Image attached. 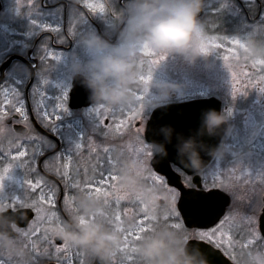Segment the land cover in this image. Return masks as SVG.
Instances as JSON below:
<instances>
[{
	"label": "clouds",
	"instance_id": "clouds-1",
	"mask_svg": "<svg viewBox=\"0 0 264 264\" xmlns=\"http://www.w3.org/2000/svg\"><path fill=\"white\" fill-rule=\"evenodd\" d=\"M205 0H131L127 9L126 28L123 42L114 46L94 32L80 38L79 44L90 57L83 61L80 56L72 58L73 77L80 78L90 92V100L95 105L114 109L131 108L136 100L135 89L142 74V48L147 47L159 56L181 57L195 63L207 58L209 50L205 25L199 19ZM247 53L253 60H264V29H256L247 39ZM205 49L208 54H205ZM155 89L161 101H169L178 86L151 81L143 101L144 109H155L162 104L153 102L150 90ZM228 116L215 111L202 116L198 136H214L228 124ZM166 143L153 142L152 151L162 159H167V144L173 142L175 129L171 125L160 129ZM229 126L218 146L210 151L217 160L229 155L237 156L229 137L233 135ZM30 130L14 131L0 121V138L15 142L26 138ZM176 154L179 163L191 173L202 175L205 164L201 151L206 146L197 137L185 139L178 136ZM133 165L126 164L120 171L123 187L134 193H142L147 206L156 207L159 202L171 207L178 196L162 187L147 186L140 175L134 174ZM79 215L56 225L51 236L74 249L90 254L96 264H115V259L124 244L120 232L111 229L103 219H87L98 215L101 203L91 196L75 198ZM81 217L87 222L81 223ZM196 237L168 227H160L147 235L137 245L141 264H211L209 257L199 247L191 246ZM0 253L7 254L20 264H35L21 239L19 226L10 210L0 203ZM245 264H264V250L253 251Z\"/></svg>",
	"mask_w": 264,
	"mask_h": 264
},
{
	"label": "rangeland",
	"instance_id": "rangeland-1",
	"mask_svg": "<svg viewBox=\"0 0 264 264\" xmlns=\"http://www.w3.org/2000/svg\"><path fill=\"white\" fill-rule=\"evenodd\" d=\"M105 1L106 0H87V3L100 5ZM246 1L251 2V13L253 15L256 14L257 5L255 4V0ZM204 10L206 12V17L204 18L202 23L205 25L207 38H218L215 40L207 39L209 56L207 58H202L195 63H190L181 57H168L158 66H151V70L153 71L152 81L178 86V89L172 94V97L169 101H161L159 96L156 94L155 89L150 90V95L154 103L162 105L167 102L184 101L203 96L218 97L222 99L225 106L228 107V110L224 115L228 116V121H230L231 124L230 126L234 130L233 135L229 137V143L233 146L234 151H240V149L250 146H257L260 148V150L264 151V92H261L259 90V88L264 87V80L260 79L261 77H264V65H257L255 68H253L252 62L254 60L248 55L247 52L238 49L236 45L228 44V40L232 39H239L242 42H246V39L256 29H264V12L261 16V21L254 25L249 23L248 21L247 23L244 22V17L242 16L243 23L246 25H241L240 21H238V23H235L233 20L237 19V17H240L242 15V12L232 0H205ZM8 14L9 10H6L5 16ZM225 16L229 18L228 22L231 24L229 27L224 26L223 22L225 20ZM234 31L237 32L235 35L223 34L225 32ZM122 42L123 40L114 43L113 45L120 46ZM215 43H220L222 47H214ZM229 48H231L233 51L229 52ZM48 53H56L59 59L53 61L45 56L46 59L44 60V67L39 72L36 78L35 86L30 92V104L32 111L33 90L37 87H41L44 89L46 95L49 98L50 106H54V103L52 102H54L57 97H60L66 93L68 96V111L66 114H61V119L57 122L56 128L54 129V131L59 133L61 135V138H63L65 141V149L61 153L70 155L72 149L75 147V144L80 141L81 137L89 136L85 139L84 147L78 154L73 156V165H76L77 163H79L81 167L90 165L94 162V157L97 154L102 155L100 149L102 147H108L112 160L119 162L118 174L120 175L121 169L126 164L133 165V153L138 147L134 128H144L145 124L142 125L139 120H136L133 122V125L122 135L115 134L114 132L110 133L107 137L100 136L98 134L93 135V129L95 127V117L92 114V110L97 105L94 104L83 111H72L68 106L69 92L72 89L73 78V74L71 72L72 58L74 56H80L83 61H87L88 59H90V57L86 55L79 43H77L76 47L71 52H55L49 50ZM225 55L229 56V60L225 61L223 59V56ZM142 57V73L146 75L147 70L150 66L151 58L144 57L143 55ZM229 65H231V67H229ZM233 72L236 73V84L238 89L235 97L233 95L231 83ZM43 78H47V80L49 81L47 86L43 85ZM28 80V74H25L21 71H16L8 75L7 84L1 87L15 89L17 92H19L20 96L24 99L25 109L27 112L28 107L26 105L24 92ZM144 87L145 86L139 82L138 86L135 89L136 94L141 93ZM241 93L243 94L241 95ZM35 99H39V96H37ZM0 100H3L2 96H0ZM138 103L139 101H137L133 107H135ZM4 110L9 112V115L6 119H8L13 114H16L14 112H11L10 107L7 105H5ZM152 110L153 109L151 108L145 110V123ZM49 111H51V109H49ZM33 113L36 115L35 111H33ZM117 115L120 118H123L122 114L117 113ZM6 119L3 120L4 123ZM105 123L111 125L113 121L109 119ZM8 128L11 129L9 126ZM140 136L143 142L145 144H148L143 139V132L140 133ZM27 137L19 140H22L23 143L28 144L29 141L27 140ZM4 142L7 143V141L5 140ZM47 142L48 140L46 139H44V141H41L43 153H45L46 149H49L47 146ZM89 142L92 145L98 146L96 152L89 153ZM32 150V148L29 149V154ZM15 154L16 150L13 149V155ZM130 155L133 158H129ZM41 156L42 155L36 156L35 164L33 165L35 171L29 173L28 178L32 180L40 179L44 185L54 186L58 190L55 209L60 216L58 203L60 198L59 187L56 184L47 181L45 178L38 174V160ZM59 156H61V154ZM3 163V159L0 158V164ZM64 163L65 161L63 158L59 160H47L48 167L46 170L52 172L61 179L60 175L56 173L55 169L57 167L62 169ZM101 166H103V164ZM221 166L222 165L220 160H217V162L212 167H210L207 172H205L204 177L208 185L231 190L233 204L236 207L246 209H253L255 205H258L259 207L261 205L260 202H258L256 199H253V197H249L250 195L255 194L256 190L263 189L261 183H256L260 182L254 175L256 174V170H252V168L249 167L246 168L245 165L242 166V162H240L238 165H231L228 168V171L230 173L224 174L225 171L224 169L222 170ZM144 170L147 175L149 171L148 166H146ZM24 179V170L16 168L11 173L10 178L5 180L4 182L3 189L2 191H0V201H11L17 197L23 199L26 190ZM145 182L153 185L150 180L145 179ZM62 183L65 191L64 197L67 195L71 200L72 206L77 207L75 198L78 196H83V194L76 192L73 189H65L63 180ZM120 184L122 185V181H120ZM234 184H237V186H234ZM126 203L127 201H122L121 207L123 208ZM144 203L146 204L145 197ZM153 208H155L154 213ZM167 208H169V206H167L166 204L163 206L158 204V206L156 207L148 206V213L154 214L157 217L158 227H165L163 216ZM66 212L68 213V211ZM239 216V220L232 224L230 220H225L223 222V231L226 228L230 230V225L234 226L235 228H238V225L239 227H241V224L244 225V223H242L241 221V217L243 216ZM137 219L138 217L135 214V210H132V212L125 220L124 227H134V221ZM54 226L55 225H53V227ZM48 235L53 241V244L51 246L45 244L42 239H40L42 236V231L38 232L36 236L33 237V240L37 241L38 254L34 253L30 247L26 248L30 256L34 259L35 264H44L48 261L60 262L61 256H63V253L66 252V250L64 251L63 247L60 246L57 239L51 236V231H49ZM58 247L62 249L60 252L56 251V248ZM79 252L86 251L74 249L68 245L67 253H69V257H67L65 264H69V261H71L72 263L76 260H79L81 263V261L85 262L89 260L90 254L86 252L87 256H81L78 255ZM12 264H20V262L12 257ZM115 264H137V262L135 258L125 260L122 254L119 253L115 259ZM243 264H245V262H243Z\"/></svg>",
	"mask_w": 264,
	"mask_h": 264
},
{
	"label": "snow or ice",
	"instance_id": "snow-or-ice-1",
	"mask_svg": "<svg viewBox=\"0 0 264 264\" xmlns=\"http://www.w3.org/2000/svg\"><path fill=\"white\" fill-rule=\"evenodd\" d=\"M85 7L93 12L98 11L99 13H105V6L103 4L95 5L86 2ZM43 27L47 31H58L57 29L49 28L46 25ZM207 39L215 40L218 38L208 37ZM228 44L236 45L238 49L247 52L246 43L239 39L228 40ZM214 47L221 48L222 45L220 43H215ZM228 51L231 52L233 50L229 48ZM141 54L144 57L151 58V60L147 74L145 75L142 73L139 77V82L145 86L141 93L136 94V100L139 101V103L135 107L127 109H114L104 105H97L92 110V114L95 117L93 135L98 134L107 137L113 132L122 135L136 120H139L142 125L145 124V109L143 101L147 87L151 83L153 77L151 66H158L162 61L167 59V57L157 55L151 51L147 45L142 48ZM205 54H208L207 49H205ZM47 58L53 61L59 59L56 53H47ZM223 59L227 61L229 60V56L225 55L223 56ZM257 65H264V60H254L252 62L253 68ZM229 67H231V65H229ZM260 79L264 80V77H261ZM236 80V73L233 72L231 83L234 97L238 90ZM42 81L44 86H47L49 83L47 78H43ZM259 90L264 92V87L259 88ZM242 94L243 93H241V95ZM0 96L3 97V100H0V121L5 120L9 115V112L4 110L5 105H7L10 107L11 112L19 115L20 120L18 122L27 126L28 112L25 109L24 99L20 96V93L15 89L0 88ZM37 96H39V99H35ZM67 100L68 96L65 93L52 102L54 103V106H50L49 98L43 88L37 87L33 90V111H35L36 117L43 127L48 128L49 130H54L56 128L57 122L61 119V114H66L68 111ZM49 109H51V111H49ZM117 113L122 114L123 118H120ZM109 119L113 121L111 125L105 123ZM134 131L136 133L138 147L133 153L134 159L132 170L136 175L141 176L148 164L147 158H151L154 153L151 145L145 144L140 136V133L144 131V128L135 127ZM157 131L158 129L156 130V133ZM86 137L89 136L81 137L80 141L75 144L70 155H65L63 153H61V156L53 155L51 158L52 160L63 158L65 161L63 168L61 169L57 167L55 171L64 181L65 189H73L85 196H91L102 204L98 215L87 219H103L111 229L120 232L124 241V244L120 248V253L123 258L125 260L135 258L137 264H140L137 245L147 235H150L157 230V217L154 214L148 213V206L144 203V195L142 193L129 192L120 184L121 177L118 174L119 162L112 160L108 147H102L100 149L102 155L97 154L94 157V162L90 165L84 167H81L79 163L73 165V156L78 154L84 147ZM44 139L45 138L39 134H34L27 137L29 143L25 144L19 139L15 142L7 141V143H5L4 140L0 138V158L4 161L3 164H0V191L3 189L5 180L10 178L11 173L16 168L24 170V183L26 185L23 199L17 197L11 201H0V203H3L11 213H15L18 208H29L34 211L35 218L31 221V224L26 229L19 227L24 247H30L34 253H37V241L33 240V237H35L38 232L42 231L40 239H42L45 244L51 246L53 241L48 235L49 231H52L56 225L64 222L55 209L58 190L54 186L44 185L40 179L32 180L28 178V174L35 171L33 165L35 164L36 156L43 154L41 141H44ZM47 146L49 149H54L55 147L51 141L47 142ZM97 147L98 146L92 145L89 142V153L96 152ZM30 148L33 150L29 154ZM13 149L16 150L15 155H13ZM102 164L103 166H101ZM47 167L48 164L46 162L45 168L47 169ZM144 179L150 180L153 186L162 187L166 191L173 192L179 196L178 192H175L168 186L171 177H169V180H166L163 175H159L149 169L148 174L144 176ZM189 195L194 198L199 196V194L195 192H192ZM122 201H127L123 208L121 207ZM175 205L176 202L166 209L163 220L165 221V227L181 230L183 224L179 220L180 212L176 210ZM63 206L65 210L68 211L70 218L79 215L78 207L72 206L71 200L67 195L63 198ZM133 208H135V214L138 219L134 221V227L125 228V220L132 212ZM154 212L155 208H153V213ZM87 219L81 217V223L87 222ZM229 219H231V217L225 218V220ZM241 221L245 225H254L257 223L254 216L248 215L241 217ZM53 225L55 226L53 227ZM247 237L246 241L240 244L241 248H250L262 239L259 231L255 228H249ZM196 238L209 243L214 242V246L217 248L227 245L228 249H232L235 246L234 238L223 231V224L210 231L197 232ZM62 247L63 250H67L68 245L64 243ZM61 250L62 249L59 247L56 248L57 252H60ZM255 251L260 250L256 249ZM251 252L253 251H249L247 256L250 255ZM78 255L87 256V253L79 252ZM232 258L235 259V256L233 255ZM0 264H12V257L0 253ZM69 264H71V261H69ZM81 264H83V261H81Z\"/></svg>",
	"mask_w": 264,
	"mask_h": 264
},
{
	"label": "flooded vegetation",
	"instance_id": "flooded-vegetation-1",
	"mask_svg": "<svg viewBox=\"0 0 264 264\" xmlns=\"http://www.w3.org/2000/svg\"><path fill=\"white\" fill-rule=\"evenodd\" d=\"M232 1L240 8L242 12V15L240 17H237V19H233L235 23H238V21H240L241 25H246L243 23L244 19V22L247 23L248 21L249 23L254 25L261 21V16L264 12V0H255V4L257 5V12L254 15L251 13V2L246 0ZM86 2L87 0H0V77L2 74L1 68L3 67V65L11 57H19L14 59L4 70V77L3 80L0 82V88L3 85L7 84L8 75L13 72L21 71L25 74H28L29 76V80L26 84L24 92L25 101L29 112L27 126L18 122L20 120L18 114H13L12 116H10L8 119H6L5 123L11 128V130L14 131H16L14 129L15 126H21L23 128L19 131L30 130L29 136L39 134L46 140L51 141L52 144L55 146L54 149H46L45 153H43L42 156L39 158L38 174L45 178L47 181H50L59 187V213L60 217L64 221H67L68 219H70V217L62 206V200L65 194L63 183L62 180L58 178L55 174L46 170L45 163L47 162V160H50L53 155L59 156L61 152H63V150L65 149V141L63 138H61V135L59 133L55 132L54 130H49L48 128H45L41 125L40 121L37 119L36 115L31 109L30 92L35 86L36 78L39 72L44 67V60L46 59L45 56H47L49 50L55 52H71L76 47L77 43H79L80 38L89 32L96 33L112 45L123 40V33L125 31L127 21V9L131 3V0H106L105 2H103V5L105 6V13L91 11L89 8L85 7ZM6 10H9V14L5 16ZM242 16L244 17L243 19ZM205 17L206 12L203 8V11L200 13L199 17L201 22L204 20ZM228 21L229 18L225 16V20L223 22L225 27H228V24L231 25ZM45 25L49 28L57 29L58 31H47L43 27ZM236 33L237 32L234 31L225 32L223 34L235 35ZM32 72L35 73V79L31 87L28 88L31 82ZM222 102L224 103V101ZM168 103L171 102H167L165 104ZM85 109L87 108L70 110L83 111ZM227 110L228 108L226 107L223 114H225ZM36 124L40 126L43 130H45L48 135L39 132L36 127ZM230 125V121H228V127ZM235 152L239 154L238 157L229 155L225 159L220 160L222 170L224 169V174H228L230 173L228 171V168L233 164L238 165L240 162H242V166L245 165L246 168L249 167L252 168V170H256V174L254 175L256 179L260 181L256 183H261L263 189L256 190L255 194H252L249 197H253V199H256L258 202H260L261 205L259 207L258 205H255L253 209L236 207L233 204L231 190L208 185L204 175L205 172H207V170L217 162V159L213 158L210 164L205 167L204 173L200 175L203 190L221 189L230 197L229 206L227 207L225 214L222 216V218L217 224L203 229L186 227L180 214L179 220L182 222L183 228L178 231H182L187 234H190L191 236L196 237L197 232L210 231L213 228H218L221 224H223L226 217H231V219L229 220L232 224L239 220V215L254 216L257 221V223L254 225L241 224V227H239L238 225V228H235L234 226L230 225V230H228L227 228L224 230L226 234H229L234 238L235 246L232 249H228L227 245L217 248L214 246V242L209 243L207 241L199 240L198 238L191 240L208 243L212 245L215 249L219 250L233 264H243V262H245L247 259V253L249 251H255L256 249H259L260 251L264 250V236L259 226L260 217L264 211V151L260 150V148L257 146H250L247 148L240 149V151L236 150ZM155 155L156 154L154 153L151 158H147V166L153 172L155 171L152 169L151 160ZM130 157L132 156L130 155L129 158ZM172 168L175 172L181 175V179L187 188L194 187V176H189L185 174L180 168L175 165H172ZM145 175L146 173L144 170L143 175H141L143 179ZM144 183L149 187L153 186L149 183H146L145 179ZM234 186H237V184H234ZM125 189L129 192H132L127 188ZM172 189L175 192L179 193L177 189ZM179 197L180 193L175 205L176 210L178 212L179 210L177 208V202ZM159 204L162 206L165 205L163 201L159 202ZM132 210H135V208H133ZM160 227L157 226V228ZM249 228H255L256 230H258L262 239L250 248H241L240 244L245 242L248 238L247 232ZM59 244L62 247L64 243L59 240ZM233 255L235 256V259L232 258ZM67 257H69V253H67L66 250V252L63 253V256H61L60 262L57 263L65 264ZM94 262V258L90 255L89 260L83 262V264H93ZM71 264L81 263L79 260H76Z\"/></svg>",
	"mask_w": 264,
	"mask_h": 264
},
{
	"label": "water",
	"instance_id": "water-1",
	"mask_svg": "<svg viewBox=\"0 0 264 264\" xmlns=\"http://www.w3.org/2000/svg\"><path fill=\"white\" fill-rule=\"evenodd\" d=\"M1 11V6H0ZM16 58L11 57L1 68L0 82L4 77V70ZM35 73L31 74V82L29 87L33 84ZM93 102L90 100V92L87 90L80 78L73 77V88L70 93L69 107L71 109H80L88 107ZM215 111L222 112V102L215 98L195 99L182 103H173L156 108L148 121L146 122L144 136L148 143L153 142L166 143L160 129L163 126L171 125L175 129L173 135V142L167 144L169 155L167 159H162L155 155L151 161L153 169L160 175H163L167 180L169 177V186L175 187L180 191V198L178 200V209L188 228H208L215 225L220 218L224 215L227 206L229 205L230 198L224 191L219 189L202 190V182L200 175H195L193 178L194 188H186L181 177L176 173L172 164L181 168L186 174L194 175L188 169H185L177 159L176 146L179 143L178 136H183L185 139L197 137V139L206 146V150L201 151V158L207 166L212 159L209 154L212 149L219 145L224 136L225 129L228 128L227 124L218 130L214 136L207 134L198 136L201 129L202 116L205 112ZM37 125V124H36ZM39 132L48 135L40 126H36ZM14 129L19 131L23 129L21 126H15ZM158 129L157 133L156 130ZM195 192L199 194L198 197H192L189 194ZM12 217L16 219L20 228L27 227L34 219L35 213L32 209H21L15 213H11ZM260 230L264 236V212L260 217ZM59 242V240L57 239ZM191 246L199 247L209 257L211 264H233L230 262L219 250L215 249L212 245L202 241H191ZM56 264V263H47ZM96 264V261L93 263Z\"/></svg>",
	"mask_w": 264,
	"mask_h": 264
},
{
	"label": "trees",
	"instance_id": "trees-1",
	"mask_svg": "<svg viewBox=\"0 0 264 264\" xmlns=\"http://www.w3.org/2000/svg\"><path fill=\"white\" fill-rule=\"evenodd\" d=\"M223 25V24H222ZM225 26V25H224ZM228 27L230 26L229 24L227 25ZM217 32V31H216Z\"/></svg>",
	"mask_w": 264,
	"mask_h": 264
}]
</instances>
